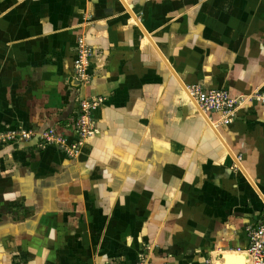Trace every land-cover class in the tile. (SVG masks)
<instances>
[{
  "label": "crops",
  "instance_id": "0c3cea01",
  "mask_svg": "<svg viewBox=\"0 0 264 264\" xmlns=\"http://www.w3.org/2000/svg\"><path fill=\"white\" fill-rule=\"evenodd\" d=\"M193 84H264V0H0V134L71 135L78 101L105 99L74 158L33 138L0 145V264H247L264 104L214 128Z\"/></svg>",
  "mask_w": 264,
  "mask_h": 264
},
{
  "label": "built area",
  "instance_id": "2783aa9c",
  "mask_svg": "<svg viewBox=\"0 0 264 264\" xmlns=\"http://www.w3.org/2000/svg\"><path fill=\"white\" fill-rule=\"evenodd\" d=\"M93 55V49L86 44L83 38H80L74 60L76 78L84 82L89 80V68ZM185 91L188 99L195 104L201 116L208 118L214 127L216 125H231L235 119L236 111L245 104L253 101L264 104V84L249 95L239 96L231 94L227 89H207L202 84L186 86ZM104 102L105 99L102 96L80 99L78 101V112L74 124L71 126V135L62 134L54 128L36 134L31 131L7 130L0 134V145L12 144L17 138L25 140L33 138L37 140L40 148L53 146L68 157L74 158L85 142L96 135L97 128L94 114ZM245 254L248 259L247 264H264V207L260 222L250 229L249 247ZM135 264L154 263L146 255L140 254ZM201 264H218V261L209 258Z\"/></svg>",
  "mask_w": 264,
  "mask_h": 264
},
{
  "label": "bare ground",
  "instance_id": "6f19581e",
  "mask_svg": "<svg viewBox=\"0 0 264 264\" xmlns=\"http://www.w3.org/2000/svg\"><path fill=\"white\" fill-rule=\"evenodd\" d=\"M240 262V261H239ZM241 263L242 264H245V260H244V258H241Z\"/></svg>",
  "mask_w": 264,
  "mask_h": 264
},
{
  "label": "water",
  "instance_id": "95a60500",
  "mask_svg": "<svg viewBox=\"0 0 264 264\" xmlns=\"http://www.w3.org/2000/svg\"><path fill=\"white\" fill-rule=\"evenodd\" d=\"M210 125H212L211 123H210ZM213 126V125H212ZM214 127V126H213ZM215 128V127H214Z\"/></svg>",
  "mask_w": 264,
  "mask_h": 264
}]
</instances>
